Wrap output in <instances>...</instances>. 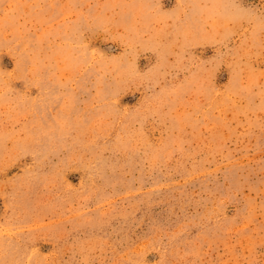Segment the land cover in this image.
I'll use <instances>...</instances> for the list:
<instances>
[{
	"label": "rangeland",
	"instance_id": "obj_1",
	"mask_svg": "<svg viewBox=\"0 0 264 264\" xmlns=\"http://www.w3.org/2000/svg\"><path fill=\"white\" fill-rule=\"evenodd\" d=\"M0 264H264V0H0Z\"/></svg>",
	"mask_w": 264,
	"mask_h": 264
}]
</instances>
